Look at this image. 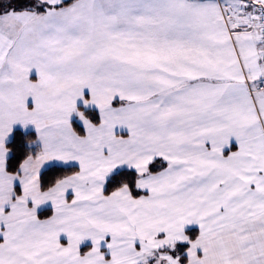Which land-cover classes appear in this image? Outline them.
<instances>
[{"label":"snow or ice","instance_id":"obj_1","mask_svg":"<svg viewBox=\"0 0 264 264\" xmlns=\"http://www.w3.org/2000/svg\"><path fill=\"white\" fill-rule=\"evenodd\" d=\"M0 264H264V0H0Z\"/></svg>","mask_w":264,"mask_h":264},{"label":"crops","instance_id":"obj_2","mask_svg":"<svg viewBox=\"0 0 264 264\" xmlns=\"http://www.w3.org/2000/svg\"><path fill=\"white\" fill-rule=\"evenodd\" d=\"M190 227V230L192 229H194V230H196V231H198V226H195V225H193V226H189ZM85 250H87V249H85Z\"/></svg>","mask_w":264,"mask_h":264},{"label":"trees","instance_id":"obj_3","mask_svg":"<svg viewBox=\"0 0 264 264\" xmlns=\"http://www.w3.org/2000/svg\"><path fill=\"white\" fill-rule=\"evenodd\" d=\"M21 2H24V0H21ZM47 214H48V213H45V215H47ZM191 231L195 232L196 230H194V229L192 230V229H191Z\"/></svg>","mask_w":264,"mask_h":264}]
</instances>
